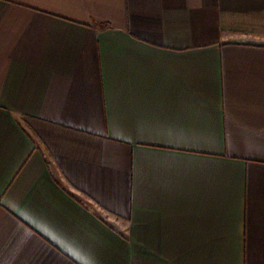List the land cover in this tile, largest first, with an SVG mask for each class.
<instances>
[{
	"label": "crops",
	"instance_id": "obj_1",
	"mask_svg": "<svg viewBox=\"0 0 264 264\" xmlns=\"http://www.w3.org/2000/svg\"><path fill=\"white\" fill-rule=\"evenodd\" d=\"M0 264H264V0H0Z\"/></svg>",
	"mask_w": 264,
	"mask_h": 264
}]
</instances>
